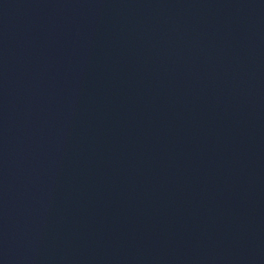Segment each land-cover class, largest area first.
<instances>
[{
	"label": "water",
	"instance_id": "water-1",
	"mask_svg": "<svg viewBox=\"0 0 264 264\" xmlns=\"http://www.w3.org/2000/svg\"><path fill=\"white\" fill-rule=\"evenodd\" d=\"M0 264H264V134L0 44Z\"/></svg>",
	"mask_w": 264,
	"mask_h": 264
}]
</instances>
